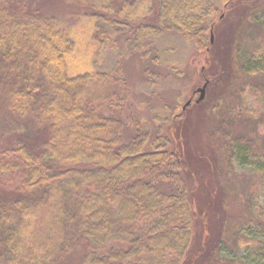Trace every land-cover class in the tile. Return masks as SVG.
<instances>
[{"label": "trees", "instance_id": "trees-1", "mask_svg": "<svg viewBox=\"0 0 264 264\" xmlns=\"http://www.w3.org/2000/svg\"><path fill=\"white\" fill-rule=\"evenodd\" d=\"M63 1L77 5L52 12L35 0H0V103L20 125L27 118L28 133L37 129L40 135L37 142L15 135L17 143L0 151V262L60 264L82 239L90 249L80 264H185L196 198L182 177L183 154L162 129L182 121L187 108L181 96L162 102L157 69L184 75L166 42L173 34L213 62V28L220 11H230L237 0H156L152 23L143 20L154 0ZM133 53L156 66L144 65L139 105L146 114L124 117L133 89L123 56ZM238 68L255 77L248 84L255 89L264 74V46L244 53ZM251 114L234 110L217 133L227 161L264 175L257 141L231 126L236 115ZM127 127L136 130L129 140ZM160 180L173 189L162 191ZM242 222L232 247L224 243L219 254L228 264H264V213Z\"/></svg>", "mask_w": 264, "mask_h": 264}, {"label": "rangeland", "instance_id": "rangeland-1", "mask_svg": "<svg viewBox=\"0 0 264 264\" xmlns=\"http://www.w3.org/2000/svg\"><path fill=\"white\" fill-rule=\"evenodd\" d=\"M35 3L52 12L65 11L67 6L74 9L77 5L67 4L63 0H35ZM156 3L154 0L152 14L143 21L155 22ZM253 6L257 7L253 9ZM220 16L222 19H218L213 28V62L208 64L204 52H199L181 36L173 34L167 36L166 42L174 48V56L182 64L184 75L175 77L166 69H157L162 77L160 81L164 84L162 102L172 104L175 98L178 100L181 96L183 108L189 99L192 100L187 109H184L182 121L164 125L162 129V133L172 139L173 149L180 155L183 154L185 167L182 177L196 198L197 217L185 264H201V258L198 260L201 250L207 252L205 264H210L214 255L215 260L217 257L222 260L217 264L226 263L227 259L219 254L222 245L227 243L232 247L236 229L244 223L242 220H245L248 214L264 213V175L241 167L237 161H227L229 154L217 133L223 127V120L230 119L234 110L247 108L252 112L251 116L237 118L236 115L233 117L236 123L231 126L235 127L237 133L255 139L259 153L264 155V74L259 76L257 81V87L261 84L262 87L252 90L248 84L255 77L241 74L238 68L244 53L248 54L259 46H264V27L258 21L264 16V0H237L230 11L222 9ZM157 42L152 44L153 48H156V45L161 49L165 47L164 41ZM237 53H241V56L235 59ZM147 64L137 53L123 56L125 76L133 89V100L123 111L124 117H141L143 113L146 114L145 108H142L139 102L145 99L141 86L145 80L144 65ZM148 65L156 66L153 63ZM203 73L212 81L208 82L204 100L197 102L200 96L197 90L203 87L206 81ZM158 101L161 102L159 99ZM148 116L149 114L146 115ZM23 120L22 126L19 124L20 120L6 112L0 103V151L17 143L15 135H28L35 139V142L40 140L39 131L35 129L28 133L26 126H29V122L27 118ZM17 125L22 129L18 130ZM158 130L157 125L152 123L151 131L155 134ZM135 134L134 128L125 129L128 140ZM158 187L166 192L173 189L169 182L161 180ZM112 245L116 247L118 244ZM88 249V242L78 240L77 247L61 258L60 264H80ZM215 260L211 264H214Z\"/></svg>", "mask_w": 264, "mask_h": 264}, {"label": "water", "instance_id": "water-1", "mask_svg": "<svg viewBox=\"0 0 264 264\" xmlns=\"http://www.w3.org/2000/svg\"><path fill=\"white\" fill-rule=\"evenodd\" d=\"M214 41V34L212 32V35H211V42ZM208 85V81L205 82V84L203 85V87L199 88L197 91L200 92V96L199 98L197 99V102H200L202 100H204L205 98V94H206V87ZM191 103V100H188L186 102V104L184 105V108H186L189 104Z\"/></svg>", "mask_w": 264, "mask_h": 264}]
</instances>
